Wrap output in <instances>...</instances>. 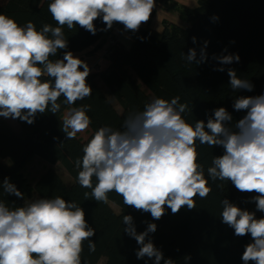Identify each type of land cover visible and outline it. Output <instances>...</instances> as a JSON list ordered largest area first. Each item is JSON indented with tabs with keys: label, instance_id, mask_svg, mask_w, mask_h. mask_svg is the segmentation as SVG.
Here are the masks:
<instances>
[{
	"label": "clouds",
	"instance_id": "1",
	"mask_svg": "<svg viewBox=\"0 0 264 264\" xmlns=\"http://www.w3.org/2000/svg\"><path fill=\"white\" fill-rule=\"evenodd\" d=\"M154 7L155 0H51L48 11L58 26L45 24L40 31L32 21L21 26L14 18L0 14V117L32 124L37 114L59 112L60 97L67 105L91 97L86 62L71 51H65L62 59H50L58 50L68 48L64 26L71 30L79 25L95 35L94 22L102 18L104 31L120 23L125 30L136 32L148 22ZM184 56L189 63L207 59L205 49H201L199 60L195 49ZM217 59L227 65L239 62L240 57L229 54ZM227 74L233 90L252 91L250 81L238 78L236 70L229 68ZM45 76L49 79L42 80ZM233 108L246 111L234 129L227 124L232 115L224 107L215 109L206 123L198 120L193 126L182 116L189 109L186 103H180V97L170 101L154 98L143 111L125 119L123 131L102 126L94 132L75 162L80 169L78 183L91 189V198L98 203H107L108 193L115 192L124 205L148 212L154 220L162 218L165 206L173 214L185 206L192 210L197 196L204 199L212 191L203 166L197 162L199 141L224 149L223 155L213 158L208 177L231 181L240 192L257 193L250 202L255 203L256 211L264 212V94L241 96ZM89 109V105H83L66 113L62 131L67 139L89 128ZM0 187L7 195L24 197L9 178ZM84 198L89 199L88 192ZM221 203L222 222L234 229L236 236L250 234L252 238L241 256L243 264H264V218L226 198ZM123 224V231L140 245L137 259L148 257L154 258V264L162 260L174 264L149 238V233L157 229L155 223H149L140 233L131 215H123ZM95 234L83 208L61 196L25 201L15 208L0 200V264H81L84 242L95 250L91 239Z\"/></svg>",
	"mask_w": 264,
	"mask_h": 264
},
{
	"label": "trees",
	"instance_id": "2",
	"mask_svg": "<svg viewBox=\"0 0 264 264\" xmlns=\"http://www.w3.org/2000/svg\"><path fill=\"white\" fill-rule=\"evenodd\" d=\"M50 2L0 0V14L14 18L21 26L32 21L40 31L45 24L58 26L48 11ZM178 10L188 25L164 20L160 36L141 28L136 32L129 30L131 42L127 47L118 39L111 44L104 39L109 30H103L106 25L102 18L94 22L97 28L95 35L79 25L71 30L64 26L68 48L58 50L55 57H50L52 61L62 59L65 51H71L83 60L105 44L103 53L107 66L100 71L90 69L86 78L92 89L91 97L74 105H67L60 97L57 101L61 105L59 112L37 114L32 124L14 119L17 129L0 117V184L9 178L24 194L23 198L7 195L0 187V200L9 208H15L23 206L25 198L35 192L39 198L61 196L80 205L89 226L96 230L91 238L95 250H90L88 241H85L81 264H98L101 259L103 264H154V258L137 259L136 251L140 245L123 231V215L133 217L137 233L144 232L149 223H155L157 229L149 233V238L163 252L164 258L172 259L174 264H243L241 256L252 238L250 234L236 236L234 229L222 222L221 201L226 198L241 209L255 212L257 218H264V212L256 211L255 203L250 202L257 193L240 192L231 181H212L208 177L207 169L212 166L213 158L223 155L224 149L201 145L199 141L196 142L197 162L203 166L212 191L204 199L197 196L196 208L192 210L185 206L173 214L165 206L162 218L154 220L150 213L124 205L122 197L115 192L108 193L107 203H98L91 198V189L78 183L80 169L75 162L82 157L83 146L94 132L102 126L123 131L125 119L130 114L143 111L154 98L170 101L173 97H180V103H186L189 109L182 116L193 126L198 120L206 123L215 109L224 107L232 115L227 124L234 129L246 115V111L234 110V101L241 96L264 94V0H198L193 9L179 7ZM48 35L51 37V33ZM193 37L196 38L195 43ZM189 49L196 50L197 60L201 49H205L207 59L199 64L189 63L184 56ZM229 54H238L239 62L220 64L217 58ZM221 67L224 71L217 70ZM229 68L236 70L238 78L249 80L253 85L252 91L233 90L227 74ZM43 79L49 78L45 76ZM98 79L117 101L120 112ZM83 105L90 106L87 112L90 126L77 133L74 139H67L62 131L64 116L72 107ZM33 157L44 160L50 167L31 185L23 170ZM55 164H60L72 181L65 182L54 169ZM92 182L95 185V177ZM85 192L89 193L87 200ZM109 202L119 208V213L111 208ZM186 257L190 259L186 260Z\"/></svg>",
	"mask_w": 264,
	"mask_h": 264
},
{
	"label": "crops",
	"instance_id": "3",
	"mask_svg": "<svg viewBox=\"0 0 264 264\" xmlns=\"http://www.w3.org/2000/svg\"><path fill=\"white\" fill-rule=\"evenodd\" d=\"M198 0H155V7L148 22L143 23L140 28L149 32L154 36H160L162 31V23L164 20L176 23L177 25H188L182 14L179 12V7L193 9L196 7ZM104 36L107 41L109 38H117L124 46H129L131 42V34L129 30H125L124 26L114 25ZM105 44L93 55L85 56L83 61L86 62L91 70H103L108 62L104 56ZM118 111V110H117Z\"/></svg>",
	"mask_w": 264,
	"mask_h": 264
},
{
	"label": "rangeland",
	"instance_id": "4",
	"mask_svg": "<svg viewBox=\"0 0 264 264\" xmlns=\"http://www.w3.org/2000/svg\"><path fill=\"white\" fill-rule=\"evenodd\" d=\"M99 85L102 87L103 91L106 93V95L109 97L111 100L112 104L115 106V108L120 112L121 108L117 101L113 98V96L108 92V90L105 88L103 83L98 79ZM14 129H17V124L14 119L11 118H4ZM50 167V164L45 162L44 160L38 158V157H33L31 161L26 165V167L23 170L24 175L28 179L31 185L35 183V181L40 177V175ZM54 169L61 175V177L64 179L65 182H70L72 181V178L68 175V173L65 171V169L60 165V164H55L53 165ZM39 196L35 193L32 192L30 197L25 198V201L29 200H35L38 199ZM109 205L111 208L116 212L119 213V208L114 205L113 203L109 202ZM98 264H103V259L99 261Z\"/></svg>",
	"mask_w": 264,
	"mask_h": 264
},
{
	"label": "built area",
	"instance_id": "5",
	"mask_svg": "<svg viewBox=\"0 0 264 264\" xmlns=\"http://www.w3.org/2000/svg\"><path fill=\"white\" fill-rule=\"evenodd\" d=\"M117 39V38H116ZM115 38H109L108 39V42L111 44V43H114V41L116 40Z\"/></svg>",
	"mask_w": 264,
	"mask_h": 264
}]
</instances>
